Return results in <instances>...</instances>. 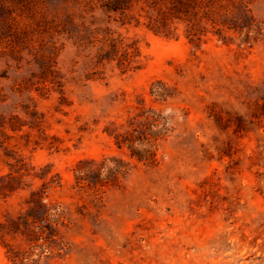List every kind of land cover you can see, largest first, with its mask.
I'll use <instances>...</instances> for the list:
<instances>
[{
  "label": "rangeland",
  "instance_id": "rangeland-1",
  "mask_svg": "<svg viewBox=\"0 0 264 264\" xmlns=\"http://www.w3.org/2000/svg\"><path fill=\"white\" fill-rule=\"evenodd\" d=\"M148 111L158 163L78 187ZM31 192L65 217L38 264H264V0H0V264Z\"/></svg>",
  "mask_w": 264,
  "mask_h": 264
},
{
  "label": "trees",
  "instance_id": "trees-1",
  "mask_svg": "<svg viewBox=\"0 0 264 264\" xmlns=\"http://www.w3.org/2000/svg\"><path fill=\"white\" fill-rule=\"evenodd\" d=\"M120 1L114 2L110 10L117 11ZM183 7V4H179ZM127 61V60H125ZM124 61V62H125ZM121 66H124L121 63ZM137 125L131 126L126 132L114 136V145L118 150H125L129 161L116 157H105L99 161H80L73 167L75 184L78 187H88L96 191L107 188H118L120 179L126 175L135 164L155 166L158 163V145L166 140L171 132L167 119L159 113L145 112L139 115ZM10 193V192H9ZM4 197V193H1ZM28 209L12 228L18 231L30 245V249L23 252H14L5 246L6 255L13 264H38L34 260L31 249L36 242L44 241L41 246L49 254L54 253L56 229L64 226V212L60 206L43 202L40 192H31L26 201ZM62 250V248H61ZM43 253V251H42ZM60 255V253H58Z\"/></svg>",
  "mask_w": 264,
  "mask_h": 264
}]
</instances>
